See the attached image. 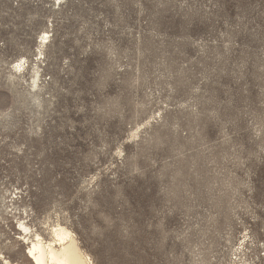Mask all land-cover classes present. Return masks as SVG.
Segmentation results:
<instances>
[{"label":"rangeland","instance_id":"1","mask_svg":"<svg viewBox=\"0 0 264 264\" xmlns=\"http://www.w3.org/2000/svg\"><path fill=\"white\" fill-rule=\"evenodd\" d=\"M20 222L264 264V0H0V264H33Z\"/></svg>","mask_w":264,"mask_h":264},{"label":"bare ground","instance_id":"2","mask_svg":"<svg viewBox=\"0 0 264 264\" xmlns=\"http://www.w3.org/2000/svg\"><path fill=\"white\" fill-rule=\"evenodd\" d=\"M47 37L44 33L41 43H44ZM22 65V62L17 63L16 71L20 72ZM36 79L37 70L34 71L33 76L34 86ZM19 227L24 234L23 238L30 241L27 254L33 264H91L88 255L78 246L72 232L66 227L55 226L52 229L53 238L51 241L44 240L39 234H34V237L30 239L29 226L20 222Z\"/></svg>","mask_w":264,"mask_h":264}]
</instances>
